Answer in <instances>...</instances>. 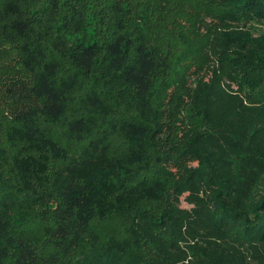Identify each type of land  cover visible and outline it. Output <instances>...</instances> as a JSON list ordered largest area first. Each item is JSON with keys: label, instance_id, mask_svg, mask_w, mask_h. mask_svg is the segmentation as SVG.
I'll return each instance as SVG.
<instances>
[{"label": "trees", "instance_id": "1", "mask_svg": "<svg viewBox=\"0 0 264 264\" xmlns=\"http://www.w3.org/2000/svg\"><path fill=\"white\" fill-rule=\"evenodd\" d=\"M213 2L205 50L245 80L196 69L174 103L200 123L156 154L164 73L195 65L180 4L0 0V264H264V0ZM171 156L196 166L175 180ZM138 206L132 235L95 245L92 222Z\"/></svg>", "mask_w": 264, "mask_h": 264}, {"label": "rangeland", "instance_id": "2", "mask_svg": "<svg viewBox=\"0 0 264 264\" xmlns=\"http://www.w3.org/2000/svg\"><path fill=\"white\" fill-rule=\"evenodd\" d=\"M163 1V0H161ZM167 6L172 8L180 4V6L185 9V11L179 12V18L176 20L179 25H181L186 31L191 32L192 35V43L195 46L194 56H195V65L188 66V69L184 71L183 74H177L178 72H172L169 74L167 72L164 73V79L173 82L174 90H169L167 97L166 106L167 110L162 111L163 123L165 126L161 141L159 142V149L156 150V154L161 153L163 150L167 149L171 146L172 142L175 141L173 136L169 135V133H176L180 135L179 130H174V123L179 124L180 126L187 125L188 122H192L195 120L197 124L200 123V119H197L198 115L195 111H192L188 108H183L181 102H176L177 97L187 95V89L193 86L194 77L191 74H195L196 69L200 67V72L207 69L208 66L211 65L212 62L220 64L224 71H228L227 73L231 78H237L245 80V74L247 73V69L241 64L229 67V63L232 60H236L235 55H231V60H222L219 61L215 57L211 56L208 53V50H205V44L209 41V39L215 33H218V19L216 18V13L218 9L214 8L213 0H209V2L205 3L203 6V2L201 5L194 6V0H166ZM207 1V0H205ZM176 12L175 10H173ZM215 11V12H214ZM177 13V12H176ZM87 21L92 23L90 16L86 18ZM199 19H204L206 25L201 24ZM170 23L171 20L169 19ZM172 24V23H171ZM92 26H86V31L92 34ZM169 28V25H168ZM248 29L252 33L253 37L256 39H260L264 36V20L251 19L249 21ZM178 49H180V45H178ZM177 49V50H178ZM229 57V56H228ZM236 63V62H235ZM221 70V69H220ZM250 74L249 77L257 78V74L255 70H248ZM236 72V73H235ZM235 73V74H234ZM163 74V73H162ZM193 79V80H192ZM183 87V88H182ZM181 91V92H180ZM177 92L180 94L178 95ZM123 114L126 116L130 111L129 107H124L121 110ZM116 114H114L115 117ZM169 132V133H168ZM77 146V144H72L71 147ZM80 146V145H78ZM162 154V153H161ZM155 161L157 158H155ZM177 157L171 156L170 158L161 157L160 165L166 167L168 170L172 172L173 178L175 180L180 179L186 173V170L193 167L196 164V161L193 159H186L181 164H175L177 161ZM196 166V165H195ZM153 170L148 171L147 174H151ZM141 178V176H139ZM144 205L143 203L141 204ZM182 207H188L185 202H181ZM156 207V205H155ZM145 209L143 207L138 206L136 209H131L129 212L121 215L111 216L109 219H105L102 221L95 220L91 223L90 228L94 233H97L98 240L95 245L100 247L101 244H104L109 236H116L120 238H128V236L132 235L133 228V220L135 218L136 211L138 213L139 209ZM159 209V207H157ZM177 208V206H176ZM178 209V208H177ZM146 210V209H145ZM111 238V237H109Z\"/></svg>", "mask_w": 264, "mask_h": 264}]
</instances>
